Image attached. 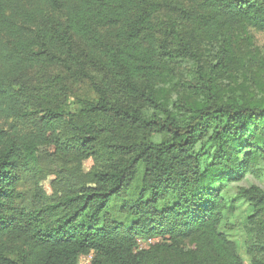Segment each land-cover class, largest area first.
Masks as SVG:
<instances>
[{
  "label": "trees",
  "instance_id": "obj_1",
  "mask_svg": "<svg viewBox=\"0 0 264 264\" xmlns=\"http://www.w3.org/2000/svg\"><path fill=\"white\" fill-rule=\"evenodd\" d=\"M238 28L264 31V0H0V110L32 113L33 94L16 77L36 67L88 82L95 95L74 111L40 103L26 133L0 129V264H242L218 231L238 197L253 207L252 264H264V191L224 190L264 165V96L223 97L214 83L245 62L227 43ZM214 42L204 67L199 46ZM180 61L194 65L204 100L178 113L157 84ZM46 145L99 165L27 207L19 172Z\"/></svg>",
  "mask_w": 264,
  "mask_h": 264
},
{
  "label": "rangeland",
  "instance_id": "obj_2",
  "mask_svg": "<svg viewBox=\"0 0 264 264\" xmlns=\"http://www.w3.org/2000/svg\"><path fill=\"white\" fill-rule=\"evenodd\" d=\"M183 28L186 36L191 38L189 26ZM227 43L230 44L234 55L245 62L236 64L234 69H231L233 73L216 76L214 83L218 86L220 94L227 98L249 100L263 97L264 76L262 77L261 74L264 75V31L234 29L229 33ZM199 50L202 54V65L208 66L219 51V42H214L211 48L208 43H202ZM249 57L252 59H248ZM167 66L169 69L164 71L157 88L159 95L174 111L181 112L184 101L195 104L204 100L202 91L194 87L196 77L191 61L170 63ZM16 83L29 86L33 99L28 104V109L32 113L22 118L10 111L0 110V129L13 134H23L34 128L36 120L34 112L38 110L40 103L74 111L79 107V99H92L95 96L88 82L70 80L56 67H36L16 77ZM98 165L99 162L95 158L80 159L78 153L72 152L61 155L56 153L54 147L46 145L39 152L36 164L19 172L18 201L27 207L52 202L66 187L85 181L89 172ZM258 165L260 171L258 176L248 173L241 181L227 182L224 190L229 192V195H234L238 186L248 187L255 184L264 191V165L261 162ZM119 202L112 203L111 211L113 216L121 218ZM252 214L253 207L249 202L238 197L223 210L218 227V231L233 243L242 264L253 262L252 254L248 250L246 234L248 220ZM141 244L146 246L147 243L143 241ZM88 263L89 256L79 258V264Z\"/></svg>",
  "mask_w": 264,
  "mask_h": 264
}]
</instances>
